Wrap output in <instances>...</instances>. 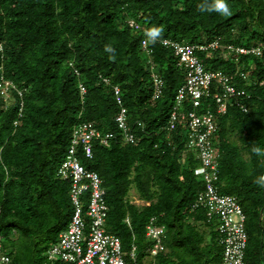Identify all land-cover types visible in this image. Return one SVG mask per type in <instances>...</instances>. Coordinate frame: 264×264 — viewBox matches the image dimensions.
<instances>
[{"label": "trees", "instance_id": "16d2710c", "mask_svg": "<svg viewBox=\"0 0 264 264\" xmlns=\"http://www.w3.org/2000/svg\"><path fill=\"white\" fill-rule=\"evenodd\" d=\"M226 2L229 16L201 13L204 0H0V82L10 83L7 99L0 91V237L13 264H63L41 256L73 211L70 183L55 171L74 128L88 122L116 135L109 147L94 142L93 157L80 160L101 177L105 230L118 236L123 251L135 248L134 264L220 262L213 223L197 204L204 182L198 150L185 145L191 131L181 122L167 130L186 70L163 39L195 45L206 70L249 72L233 80L246 111L230 99L227 111L217 114L209 98L202 110L217 115L211 142L219 164L216 189L237 198L245 215V264H264V155L256 153L264 152V0ZM154 26L164 29L162 39L143 49L141 39ZM215 40L245 48L260 43L261 55H240L236 62L232 53L209 47ZM152 73L164 84L154 102ZM121 107L136 144L123 143L115 122ZM190 109L189 100L181 105ZM132 194L148 204L136 206ZM150 218L164 227V250L155 256L146 236Z\"/></svg>", "mask_w": 264, "mask_h": 264}, {"label": "built area", "instance_id": "2783aa9c", "mask_svg": "<svg viewBox=\"0 0 264 264\" xmlns=\"http://www.w3.org/2000/svg\"><path fill=\"white\" fill-rule=\"evenodd\" d=\"M162 44L172 49L177 58V65L186 70L184 82L174 98L167 130L175 129L181 122L191 131L186 147L198 150L201 166L197 171L204 182V190L198 195L197 204L204 207L205 217L208 222L213 223L217 233V243L221 247V259L218 264H245L247 243L245 215L237 198L220 195L216 189L215 181L218 178L219 164L218 155L214 153L211 142L217 130L215 113H225L230 99L241 110H247L240 100L244 92L233 85V80L236 76L245 79L249 73L238 70L235 72H225L220 69L206 70L195 56L197 49L195 45L180 44L167 39H164ZM142 47L147 48L145 40L142 41ZM209 47L233 52L231 45H220L218 40L213 41ZM198 48L205 49L204 46ZM235 51L240 55L249 52L259 55L260 47L251 49L240 47ZM103 82L107 84L106 79H103ZM151 82V100H156L162 94L163 80L160 75L152 73ZM9 86L10 83L7 81L0 82L1 93L8 95ZM213 88L219 90L212 93ZM80 89L84 93L82 86ZM111 91L117 104L121 106L119 87L113 85ZM207 98L213 100L215 113L207 107L206 110H202L208 103ZM187 100L191 103V109L182 112L181 105ZM126 114V108L121 107L115 122L121 130L123 143L136 144L138 139L128 131ZM115 138V134L99 132L91 122L79 124L74 128L70 145L56 170V177L59 180L70 183L69 197L73 211L66 229L58 234L57 241L48 250V261H61L63 264H134L135 248L132 247L129 252L130 262L127 256L124 257L118 236L105 230L108 206L104 198L105 189L101 177L98 173L88 170L80 160V156L85 159L93 157L94 142L98 141L109 147L111 140ZM134 201L135 199L131 200L132 203ZM163 235L164 227H159L155 224V218H150L146 225V236L154 242L150 249L152 256L164 250ZM0 264H13L11 257L4 251L1 241Z\"/></svg>", "mask_w": 264, "mask_h": 264}, {"label": "clouds", "instance_id": "9594fccd", "mask_svg": "<svg viewBox=\"0 0 264 264\" xmlns=\"http://www.w3.org/2000/svg\"><path fill=\"white\" fill-rule=\"evenodd\" d=\"M199 11L201 12V13H203V12H206V11H208V12H216V13H218V14H221V15H224V16H229L230 14H231V12H230V9H229V6H228V3L226 2V0H212V3H208V0H204V3H201L200 5H199ZM126 24L130 27V28H138L137 27V24L135 23V21L133 20V19H128L127 21H126ZM164 33V29L162 28V27H159V26H154V27H152L150 30H148L146 33H145V35H146V37H147V39H141V46H142V41L143 40H145L146 42L148 41L150 44H155V43H157L158 41H160L161 39H162V34ZM164 40V39H163ZM162 40V41H163ZM148 42H147V45H148ZM174 42H176V41H174ZM230 45V44H229ZM261 44L260 43H257V45L255 46V45H253V46H250L249 48H246V49H251V48H255V47H260V54L259 55H255V54H253V53H251V52H249L248 54H253V55H255V56H260L261 55V50H262V48H261V46H260ZM232 46V48H233V52H230V53H232L234 56H235V60H236V62L238 61V59H239V56H240V54H238L236 51H235V49L236 48H240L239 46H233V45H231ZM143 48V47H142ZM243 48H245V47H243ZM106 52H108V53H112L113 55L115 54V49L114 48H112V47H107L106 49ZM248 54H245V55H248ZM238 71H242L241 69H237ZM244 72V71H243ZM247 73H249V72H247ZM161 78H162V76H161ZM151 88H152V82H151ZM151 93H152V90H151ZM157 100V99H156ZM150 101L151 102H154L155 100H151V97H150ZM171 110H172V108H171ZM182 111V110H181ZM189 111V110H188ZM182 112H184V111H182ZM169 116H170V114H169ZM92 123V122H91ZM216 123H217V121H216ZM167 124H168V121H167ZM94 125V124H93ZM217 131V130H216ZM116 139V138H115ZM123 140V139H122ZM187 143H185V145H186ZM256 153H257V155H264V152H262L260 149H257L256 150ZM59 165V164H58ZM58 167V166H57ZM57 170V169H56ZM55 177H56V171H55ZM57 178V177H56ZM58 179V178H57ZM259 183V182H258ZM262 187H264V184H262L261 185ZM229 196H231V195H229ZM138 197V196H137ZM138 199V198H137ZM139 200V199H138ZM217 234V233H216ZM218 244V243H217ZM3 245V244H2ZM219 245V244H218ZM4 249V248H3Z\"/></svg>", "mask_w": 264, "mask_h": 264}, {"label": "rangeland", "instance_id": "374dc122", "mask_svg": "<svg viewBox=\"0 0 264 264\" xmlns=\"http://www.w3.org/2000/svg\"><path fill=\"white\" fill-rule=\"evenodd\" d=\"M9 96L7 95V96H5V98L7 99ZM7 101V100H6ZM183 132H184V134H186L187 133V130L185 129V130H183ZM230 139L233 141V142H235V143H237L239 146L241 145L240 144V142H238V136L236 135V134H230ZM245 156H247V154L245 155ZM82 163V162H81ZM134 191L132 190L131 191V193H133ZM133 195L134 194H132V200H134L135 199V201H134V203L138 206V207H141L142 205H145V204H148V203H146V202H142L140 199L138 200L137 198V196L136 195H134V197H133ZM71 217V216H70ZM69 217V218H70ZM69 221H70V219H69ZM1 238V237H0ZM0 241H1V243L3 244V240L2 239H0ZM49 248H50V246L47 248V250H45L44 251V253L41 255L44 259H47L48 260V250H49ZM123 251V250H122ZM167 251V250H166ZM123 254H124V257H126V256H128L129 255V251H123Z\"/></svg>", "mask_w": 264, "mask_h": 264}, {"label": "crops", "instance_id": "0c3cea01", "mask_svg": "<svg viewBox=\"0 0 264 264\" xmlns=\"http://www.w3.org/2000/svg\"><path fill=\"white\" fill-rule=\"evenodd\" d=\"M133 197H134V195H133ZM133 204H135V203H133ZM136 205V204H135ZM137 206V205H136Z\"/></svg>", "mask_w": 264, "mask_h": 264}]
</instances>
